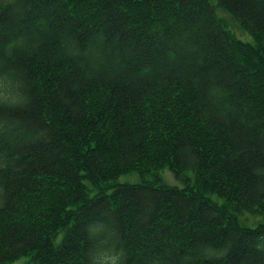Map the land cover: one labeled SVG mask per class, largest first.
<instances>
[{
  "label": "trees",
  "instance_id": "obj_1",
  "mask_svg": "<svg viewBox=\"0 0 264 264\" xmlns=\"http://www.w3.org/2000/svg\"><path fill=\"white\" fill-rule=\"evenodd\" d=\"M164 166L181 186L144 179ZM21 255L264 264V0H0V263Z\"/></svg>",
  "mask_w": 264,
  "mask_h": 264
},
{
  "label": "rangeland",
  "instance_id": "obj_2",
  "mask_svg": "<svg viewBox=\"0 0 264 264\" xmlns=\"http://www.w3.org/2000/svg\"><path fill=\"white\" fill-rule=\"evenodd\" d=\"M217 12L219 13L220 16H222V18L225 21V24L228 26V28L233 33V35L244 41H253L252 35L249 32H247L245 29H243V27H241L236 22H234L226 12L222 10H217ZM155 174L166 184L179 185V186L182 185L181 179L176 177L173 171L170 170L168 166H164L158 169L154 174L144 175L145 176L144 179H149L150 177H153ZM188 174L191 175L192 173L188 172ZM141 177L142 176H140L139 172L129 171V172L121 173L118 177V180L120 182H140L143 178ZM262 218L263 216L258 213L243 212L239 215V219L246 223H256ZM27 260L28 257L26 255H21L10 262L0 263V264H25Z\"/></svg>",
  "mask_w": 264,
  "mask_h": 264
}]
</instances>
